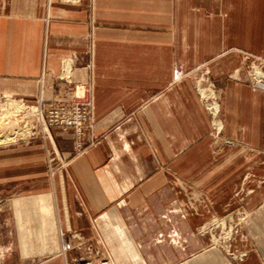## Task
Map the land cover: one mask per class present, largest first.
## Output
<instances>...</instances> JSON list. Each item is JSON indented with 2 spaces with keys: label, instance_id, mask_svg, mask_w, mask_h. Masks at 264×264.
<instances>
[{
  "label": "crops",
  "instance_id": "0c3cea01",
  "mask_svg": "<svg viewBox=\"0 0 264 264\" xmlns=\"http://www.w3.org/2000/svg\"><path fill=\"white\" fill-rule=\"evenodd\" d=\"M250 59L264 61V0H0V99L80 94L83 142L97 139L74 154L73 131L53 129L5 148L0 264H264ZM202 66L219 121L192 78ZM237 209L244 238L218 245L215 221Z\"/></svg>",
  "mask_w": 264,
  "mask_h": 264
},
{
  "label": "rangeland",
  "instance_id": "374dc122",
  "mask_svg": "<svg viewBox=\"0 0 264 264\" xmlns=\"http://www.w3.org/2000/svg\"><path fill=\"white\" fill-rule=\"evenodd\" d=\"M248 62L249 63L246 67L247 68L246 70L249 73V76L252 79V81H256L257 78H256V76H255L256 74L254 72L256 71V69H258L259 71L264 73V61L256 60V59H250ZM192 78L195 80L197 88H198V83H201V89H204L202 95H201L200 91H198V90L197 91L199 92L202 103L205 105L207 111L210 113L212 121H215L216 117H218L217 121H219V119H220V97H219V94L214 87V83L211 80L209 71L207 70V66H202V67L198 68L196 70V74L192 75ZM60 79L66 80L67 78H66V76H61ZM258 80H262V79H258ZM209 90H211V91H209ZM77 93H79V92H77ZM76 96H77V98H74V101L71 103H67V104H65V103H63V104L52 103L51 105H49V107H47V109H45L43 106V103H41L44 116L46 117V114H47V112L51 106L67 105V107H74L75 105L80 104L82 102L86 103V102H84V101H86L85 98L84 99L81 98L80 94L79 95L77 94ZM9 99H12V101H14V104L20 105V103H21L20 100L4 96L0 99V113L8 110V108L10 106L9 105L10 104ZM81 100H84V101H81ZM25 104H27V103H25ZM28 105H31V104H28ZM215 105H218L217 106V108H218L217 115H215L214 112H212V109L210 108V106L215 107ZM33 107L37 108V106H34V105H33ZM85 109L87 112L88 120H87L86 125L83 128V131L81 132V134H82L81 137L78 138V133H77V131H75V129L67 130V131H73V133H74V154L80 153L81 151L85 150L87 148V146H90L92 143L97 141L96 138H92L91 143L84 144V142H83L84 130L87 128L88 122H89L91 114H92V107L89 106L88 103H86ZM213 111H214V108H213ZM32 112H35V109H33ZM32 112H31V114H33ZM27 115H28V113L26 114V117H27ZM26 117L22 118V122L24 121V123H26V120H25ZM24 123L22 124V126H24V127H23V131H22L21 136L18 135L14 139V142L12 141V143L9 142L7 144H3L0 146V162H2V158H3L2 152H4L5 148L14 147L18 143L21 144V140L23 141V140L29 139L31 137H34V136L40 137L44 143H48V141L50 140V137H51V131L53 129H59V128H49L48 132L46 131V132L42 133L39 130V132L36 131L35 134H33V133L29 132V130L24 131L26 128V124L24 125ZM216 129H220V128H214V131L216 133L219 134L220 132H222L221 129H220V131H218ZM60 130H62V129H60ZM62 131H65V130H62ZM48 147L49 146H47V144H46L45 148H47V151L50 152ZM1 206H2V203L0 201V208H1ZM233 212H234V214L236 212L237 213L234 215V217L232 219H229L230 218L229 217L230 214H229V215H227L228 217L227 216L225 217L228 219L221 218V219H218L217 221H215L218 245L224 246L226 244L227 246H229V248H231L232 241H233L232 239H234L235 236L238 235V236L243 238V234L241 232V226H242V224L244 222V218H245V215L243 213L244 211L242 209H237ZM219 238H220V240H219ZM229 253H230V255L234 254L233 251H229ZM240 256H241L240 254L239 255L237 254L234 257L238 259Z\"/></svg>",
  "mask_w": 264,
  "mask_h": 264
},
{
  "label": "built area",
  "instance_id": "2783aa9c",
  "mask_svg": "<svg viewBox=\"0 0 264 264\" xmlns=\"http://www.w3.org/2000/svg\"><path fill=\"white\" fill-rule=\"evenodd\" d=\"M200 82V81H199ZM198 91L201 92V95L204 91V89H201V83H198ZM211 91V90H209ZM20 105L22 106L25 113H28L26 119V128L24 131H28L35 134V132H39V130L43 132H48L49 128H59L62 130H69V129H75L78 133V138L81 137V132L83 131L84 126L87 123L88 117L86 112V103H80L75 105L74 107H67V105H56L51 106L46 114V117L44 116V113L42 111V105L41 103H38L37 108L33 107V105L25 104L21 101ZM218 105H215V107L210 106L212 109V112H214L215 115H217V108ZM214 108V111H213ZM35 109V112H32V110ZM31 112L33 114H31ZM215 128H219V126L216 125ZM220 131V129H216ZM74 264H93L89 260H75Z\"/></svg>",
  "mask_w": 264,
  "mask_h": 264
},
{
  "label": "bare ground",
  "instance_id": "6f19581e",
  "mask_svg": "<svg viewBox=\"0 0 264 264\" xmlns=\"http://www.w3.org/2000/svg\"><path fill=\"white\" fill-rule=\"evenodd\" d=\"M254 73L256 74L255 76L257 79L264 80V73H262L258 69H256V71ZM81 88H83V87H81ZM9 100H10L9 101L10 106H9L8 110L0 113V146L3 144H7L9 142L12 143V141L14 142V139L18 135H20V136L22 135V131H23V127H24V126H22V124L24 123V121L22 122V118L26 117V114H27L24 112L21 105L14 104V101H12V99H9ZM24 125H25V123H24ZM212 223H214V222H212ZM219 240H220V238H219Z\"/></svg>",
  "mask_w": 264,
  "mask_h": 264
}]
</instances>
